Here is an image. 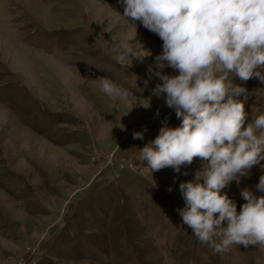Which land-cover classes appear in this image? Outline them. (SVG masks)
Returning <instances> with one entry per match:
<instances>
[{
	"label": "rangeland",
	"instance_id": "374dc122",
	"mask_svg": "<svg viewBox=\"0 0 264 264\" xmlns=\"http://www.w3.org/2000/svg\"><path fill=\"white\" fill-rule=\"evenodd\" d=\"M124 10L122 0H0V264H264V247L215 254L183 223L179 185L204 161L147 168L141 149L165 119L181 120L152 91L163 41ZM134 37L150 54L127 68L115 57ZM104 78L130 95H106ZM233 83L248 90L246 127L264 114V80ZM262 165L224 189L238 212L242 189L264 195Z\"/></svg>",
	"mask_w": 264,
	"mask_h": 264
},
{
	"label": "clouds",
	"instance_id": "9594fccd",
	"mask_svg": "<svg viewBox=\"0 0 264 264\" xmlns=\"http://www.w3.org/2000/svg\"><path fill=\"white\" fill-rule=\"evenodd\" d=\"M122 2L124 17L141 21L163 41L156 68L148 69L161 81L152 91L165 97L181 120L170 127L165 119L157 137L140 148L147 168L154 172L171 167L179 173L196 158L204 161L192 180L179 185L185 206L177 212L183 223L215 254L232 245L264 247V195L242 189L245 202L238 212L236 201L224 191L264 160V114L245 127L248 90L233 83V77L264 80L257 71L264 68V0ZM149 54L134 37L122 43L115 59L129 68L133 58L142 61ZM165 67L178 74H165ZM101 89L113 98L130 95L110 78L101 81ZM143 138V132L133 133V139ZM256 189L264 192V175Z\"/></svg>",
	"mask_w": 264,
	"mask_h": 264
}]
</instances>
